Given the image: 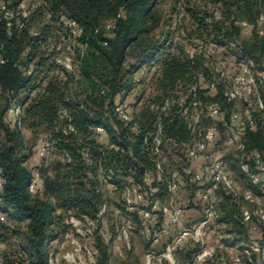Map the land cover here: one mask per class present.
Returning <instances> with one entry per match:
<instances>
[{
	"label": "trees",
	"instance_id": "1",
	"mask_svg": "<svg viewBox=\"0 0 264 264\" xmlns=\"http://www.w3.org/2000/svg\"><path fill=\"white\" fill-rule=\"evenodd\" d=\"M23 1L8 0L7 6L16 14ZM33 1L39 5L30 11L28 18L20 16L22 27L18 26L17 17L9 27L0 11V60L4 61L0 62V97L3 99L0 115L5 114L12 102L21 105L24 126L32 130L44 128L55 153L70 162L60 165L54 177L46 173L45 162H42L36 177L28 166L32 152L27 149L22 133L5 126V140L0 145V176L4 180L0 190V211L14 221L27 223L22 250L31 264H49L50 243L62 231L64 213L95 218L99 212L102 196L97 192L93 178L98 176L100 167L106 173L114 171L112 176L115 178L131 177L144 189L143 179L153 170L157 160L162 162L165 171L162 188L167 179L170 182L176 180L179 173L184 174L175 158L185 161L183 144L190 141L191 134L177 106L171 112L161 114L163 132L170 141L161 154L155 156L146 151L144 138L146 132L154 130L159 115L151 111L148 104H143L140 114L135 115L142 131L135 134L114 112L121 95H127L136 85V73L144 64L159 57L161 67L157 81L162 95L153 100L158 103L176 95L174 93L180 91L181 86L183 89L188 84H195L200 75L208 79L209 72L197 56L184 58L172 54L170 33L150 42L145 39L161 25L159 4L170 0ZM198 1L205 7L210 5L219 10L220 17L216 18L206 9H195L190 1L183 4V0H173V10L183 4L198 25L200 37L220 45L237 41L241 36V24L245 22L253 27V37L240 45L241 57L255 62L263 58L264 32L260 34L257 28L260 17L264 16V0ZM111 20L115 21V28L107 30L105 25ZM70 21L76 22L81 30L76 39L86 47L85 52L77 51L82 77L89 82V91L85 94L78 93L77 89L70 93L67 80L40 78L46 70L47 60L55 55L54 50L49 51L45 46L51 38H57V27L71 31ZM142 47L143 58L139 59V64L126 66L129 51ZM29 67L33 69L30 75L25 71ZM46 79L47 85L38 90V84ZM35 90L36 95L32 97ZM199 90L205 104L215 103L222 108L221 115L224 116L223 109L231 107L222 85L217 86L214 96L209 94L208 87ZM61 112L66 114L62 117ZM228 116L229 113L226 119ZM255 118L256 129L247 132L246 146L248 150L259 151L264 161L262 119ZM97 128L104 129L108 145L99 143ZM85 153L89 154L92 164L86 163ZM251 167L255 168L253 161ZM34 183L36 189L32 191ZM260 186L252 184L258 194ZM234 225L237 233L244 232L247 224L243 223L242 214L241 220ZM108 259L107 251L101 250L97 264H107Z\"/></svg>",
	"mask_w": 264,
	"mask_h": 264
},
{
	"label": "rangeland",
	"instance_id": "2",
	"mask_svg": "<svg viewBox=\"0 0 264 264\" xmlns=\"http://www.w3.org/2000/svg\"><path fill=\"white\" fill-rule=\"evenodd\" d=\"M187 1H190L191 6L197 10L206 9L209 14H213L216 18L220 17V11L210 5L205 7V4L198 0H183V4ZM22 3L25 4V10L29 15L30 11L39 5L33 0H24ZM183 4L176 6L173 10V0L161 2L158 6L162 17L161 25L145 39L150 42L170 33V40L173 42L172 54L181 55L184 58L197 56L198 60L203 62V67L208 69V79L200 75L199 81L195 84H188L183 89H180L181 86L178 89L180 91L174 94L183 93L181 90L184 88L186 92H189L192 87L207 88L213 81L222 85L225 91L239 90L242 92L237 99L231 102L230 108L222 110L224 116L203 120V125L216 126L219 130V142L213 151L218 150L216 157L228 163L238 195L235 198L223 189L213 193L217 201L219 217L209 221L199 243H196L192 237L184 239L173 253V258L175 264H237V258H240L242 264H264V223L258 222L255 216L251 223H247L242 234L235 231L234 225L236 221L241 220L243 210H250L256 214L264 212V186H260V194L255 192L252 184L239 169L241 158L246 159L243 152L234 146L225 144L226 138L231 133L228 122L232 113L240 114L239 131L245 133L243 137L245 144L247 132L256 129V125H249L250 118L262 119L257 95H254L255 93L248 95L247 80H240V78L249 79L253 76L257 88L261 91L264 88V55L256 62L241 57L240 45L242 42H249L253 37V27L244 22L241 24V36L235 42L220 45L211 40H204L205 38L200 37L198 25L195 24L193 16ZM257 31L260 34L264 32V22L258 24ZM55 35L57 38H51L45 46L49 48V51L54 50L55 55L47 60L46 70L40 78L45 76L50 79L67 80L70 93L77 89L78 93L85 94L89 91V82L82 77L77 51L85 52L86 47L77 41V30L70 31L66 27H57ZM107 35L111 36L109 32ZM142 49L143 47L141 49L132 48L129 51L126 66L129 63L139 64V59L143 58ZM158 58L141 67L135 75L137 83L134 88L127 95L122 94L120 97L127 110L134 116L140 114L143 104H149L155 96L162 95L157 81L161 67ZM247 70L250 71V77ZM47 83L46 79L38 84L37 89L45 87ZM36 92L37 90L32 91L31 96L34 97ZM209 94L214 96L215 90L210 91ZM201 101L204 105L205 102L202 99ZM0 102H3L1 97ZM10 109L11 106L5 114L0 115V145L5 140L3 130L5 126L20 131L27 149L32 152L28 166L33 170L34 175L40 173L39 168L42 162H45L46 173L54 177L56 169L70 162V159L56 154L51 145L47 146L49 134L44 128L32 130L25 127L22 121L20 125H15L11 119ZM227 113H229L228 119H226ZM65 114L61 112L62 117ZM98 141L105 146L109 144L108 137L105 135L99 136ZM44 146H46V152L42 156L40 150ZM85 154L86 163L92 164L89 154ZM163 159L166 164L167 158ZM175 160L179 165L185 163L180 157ZM204 166L205 163L202 161L195 162V168L198 171H201ZM166 167L169 168V164ZM97 173L98 176L94 178L92 176V178L95 179L97 192L102 196L99 212L95 218L64 213L65 216L61 221L62 231L58 238L50 243L49 264H97L101 250H106L109 255L107 264H147L150 251L156 252L152 264H170L161 255L167 244L171 243L182 229L191 228L204 219L205 205L201 202L200 196L210 187L208 175H205L203 181L193 182L185 173H179L176 176L179 190L174 193L168 190L169 179L164 188L161 186L163 183L160 184V191L156 195L160 204L175 206L182 210L179 222L173 224L162 212L149 220L145 219L144 210L148 208L147 203L136 196L138 192H144V188L136 184L131 177L115 178L112 176L114 171L109 170L106 173L103 167H100ZM149 177L155 179V172L150 171ZM247 191H252L253 202L243 200L242 195ZM254 202H259V204ZM255 225L257 228L254 230L252 226ZM26 226L27 223L14 221L0 211V264H31L30 259L23 254L22 250V242L27 231ZM16 230L19 231L16 232ZM151 233L161 235L158 243H153ZM257 246L260 247L259 251L253 249Z\"/></svg>",
	"mask_w": 264,
	"mask_h": 264
},
{
	"label": "built area",
	"instance_id": "3",
	"mask_svg": "<svg viewBox=\"0 0 264 264\" xmlns=\"http://www.w3.org/2000/svg\"><path fill=\"white\" fill-rule=\"evenodd\" d=\"M8 0H0V11L4 14L7 19V25L9 27L12 26L13 18L17 17L16 21L19 27L23 26V23L19 20L20 16L23 18H28L29 14L25 10V4L21 3L18 7V12L15 14L12 10H10L7 6ZM120 17V14L118 15ZM264 22V16L260 17L259 23ZM245 23V22H244ZM246 24V23H245ZM69 27L72 30H77L78 35L81 33V30L77 27L76 22L70 21L68 23ZM107 30H113L115 28V21H108L105 25ZM3 63V60H0ZM25 71L28 75L32 74V67L25 68ZM248 76L250 77V71L247 70ZM264 78V76H263ZM247 80L246 83L248 86V95L254 94L257 95L258 106L260 107V111L262 112V128L264 130V88L260 91L257 88L256 80L253 76L251 78L242 77L240 80ZM243 80V81H244ZM218 83L213 81L209 83V90H216ZM200 90L197 87H192L189 92L183 91V93H177L176 95L169 96L164 99L162 102H149V108L151 111L157 113L159 115L157 122L154 125V130L151 132H146L145 134V147L146 151L150 153V155H160L162 152V148L170 141L163 132V124L161 121V114H167L173 110L174 106H177L178 113L184 119L190 134L191 139L189 142L184 143V159L185 163L179 165L180 169L190 177V180L193 182L203 181L205 175H208V180L210 181V187L208 190L202 193L200 196L201 202L204 206V219L198 224L193 225L191 228H184L181 230L178 236H176L171 243H168L162 257L170 264H175L173 253L176 251L179 244L183 242L184 239L188 237H192L196 243H199L202 235L204 234V229L208 225L209 221L216 219L219 217V212L217 210V201L213 197V193H215L219 189H223L224 191L231 194L236 198L238 195L236 185L234 180L230 175V170L228 163L219 157H216L217 150L213 151L216 147V144L219 142V130L216 126H205L203 125L204 118H213L221 115V108L218 104L215 103H206L202 104ZM187 93V94H186ZM242 92L239 90L225 91V97L228 102H233L237 99ZM257 93V94H256ZM247 99V98H246ZM12 115V122L15 125L21 124V117L23 113V108L19 104H12L10 109ZM114 112L118 114L120 119L130 127L131 131L135 134H140L142 129L139 125L138 121H136L135 116L131 114L126 106L122 103L120 99L117 100L116 106L114 108ZM240 124V114L238 112H234L230 115L228 126L231 129V133L226 138L225 144L229 146H234L243 152L244 157L241 158L239 166L247 178V180L253 185H261L264 186V161L262 159V154L257 150H248L247 146L243 140L245 133L239 131ZM250 126L256 125V118L251 117L249 120ZM96 132L100 136H104V129L97 128ZM47 146H50L48 143ZM46 152V146L42 147L40 150V155H44ZM86 155V154H84ZM202 161L205 163V166L201 171H198L195 168V162ZM255 163V168L251 167V162ZM156 174L155 179H151L149 177V173H147L143 179L145 189L144 192H138L136 194L137 198L140 200L146 201L147 209L144 210V217L146 220L151 219L159 212H162L164 216L168 218L170 223H178L181 216L182 210L178 207H169V205H162L160 201L156 198V195L160 191V184L163 180L164 167L161 161L157 160L155 162L154 168L152 170ZM177 173V171H174ZM38 177V174H35ZM4 184V180L0 176V190H2ZM36 184L31 185V190L35 191ZM168 190L171 193H174L179 190V183L176 180H172L168 182ZM129 195L130 191L128 190ZM242 198L245 202H253V193L252 191H247ZM257 205L259 202H254ZM256 216L258 222L261 224L264 223V212L261 211L259 214L253 213L250 210H243L242 212V221L243 223H251L254 217ZM257 226H252V229H256ZM153 243H158L161 235L154 233L152 234ZM253 248V247H251ZM255 251H259L260 247L257 246L253 248ZM249 251V250H246ZM156 257L155 251H150L148 253V262L147 264H152V261ZM237 264H242L240 258L236 260Z\"/></svg>",
	"mask_w": 264,
	"mask_h": 264
}]
</instances>
